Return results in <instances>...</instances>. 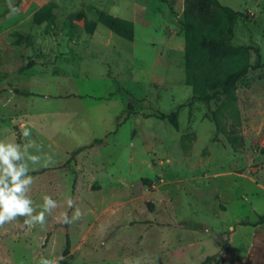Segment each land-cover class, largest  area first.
<instances>
[{"label":"rangeland","instance_id":"374dc122","mask_svg":"<svg viewBox=\"0 0 264 264\" xmlns=\"http://www.w3.org/2000/svg\"><path fill=\"white\" fill-rule=\"evenodd\" d=\"M217 1L240 13L230 44L245 56L185 55L183 0H0V141L52 155L49 167L30 165L29 195L38 211L44 195L58 203L1 261L264 264V224L251 226L264 213V69L238 81L231 101L214 96L222 74L256 64L254 50L263 62L264 0ZM49 4L54 25L34 24ZM95 9L131 21L132 40L100 24L87 35ZM68 197L83 214L63 224ZM40 234L49 243L38 248ZM65 235L73 246L62 256Z\"/></svg>","mask_w":264,"mask_h":264},{"label":"trees","instance_id":"16d2710c","mask_svg":"<svg viewBox=\"0 0 264 264\" xmlns=\"http://www.w3.org/2000/svg\"><path fill=\"white\" fill-rule=\"evenodd\" d=\"M52 5H47L42 11L33 15L34 24L44 23L46 26L54 25V14L51 12ZM94 19L84 20V32L89 35L92 33L95 24H100L108 29L118 38L130 42L133 38L132 24L128 21L113 17L100 10L92 11ZM183 19L178 21L183 35V51L185 55L200 54L212 59L245 56L250 48L244 46H233L230 44L234 35V26L240 13L232 10L227 6L220 5L217 0H183ZM206 28L201 29V26ZM264 39V29L262 32ZM257 59L256 64L250 65L244 61L234 69L222 74L216 81L215 95L223 96L225 101H231L232 92L236 83L245 77L250 70L262 68L264 69V60L258 63L259 55L254 50ZM118 90V88H117ZM213 95L202 93L197 100L208 105ZM221 105H224L223 103ZM131 110L130 103L126 104V115ZM156 118L159 120H174L176 112L168 114L158 113ZM124 118V119H125ZM226 140L230 145L236 143V138L226 136ZM264 224V213L256 217V221L251 224L252 227ZM46 239V238H45ZM69 250L68 236L65 235V248L62 256L67 255ZM218 255L205 257L200 264H216Z\"/></svg>","mask_w":264,"mask_h":264},{"label":"clouds","instance_id":"9594fccd","mask_svg":"<svg viewBox=\"0 0 264 264\" xmlns=\"http://www.w3.org/2000/svg\"><path fill=\"white\" fill-rule=\"evenodd\" d=\"M11 7V3H10ZM12 12L18 9L11 7ZM23 138L28 139L32 133L29 128L21 130ZM35 148L38 153L42 152V147L35 141L21 145L15 142L0 141V227L11 223L20 217H24V225L29 228L36 225H44L47 216L58 207V203L49 195H44L43 203L39 206V211L33 206L29 192L34 183L30 172L33 170L30 165H41L49 167L54 163L50 154L35 155L28 149ZM66 205L69 209L75 208L70 217L67 212H63L58 217V222L72 224L78 221L82 212L75 207V201L68 197ZM62 259V257H61ZM39 264H58L56 260L42 258Z\"/></svg>","mask_w":264,"mask_h":264},{"label":"crops","instance_id":"0c3cea01","mask_svg":"<svg viewBox=\"0 0 264 264\" xmlns=\"http://www.w3.org/2000/svg\"><path fill=\"white\" fill-rule=\"evenodd\" d=\"M128 22L131 23V21H128ZM21 126L22 124L20 125V127ZM21 218H18L17 220L11 223L5 224L3 227H0V264H7L1 260H8V258L3 256L7 254V244L8 243H18V242L28 243L33 240L31 234H32L34 227L29 228L28 226L24 225L23 223L24 220L23 218L22 219ZM36 241H37L38 248H39L40 246H43L44 244L46 245L49 243V237H43L40 234V236L36 237ZM68 241H69V248H70L73 246V238L68 236ZM75 241H77L75 243L76 244L75 246L81 247L82 243L84 242V236L83 235L77 236ZM3 251H5V253Z\"/></svg>","mask_w":264,"mask_h":264}]
</instances>
